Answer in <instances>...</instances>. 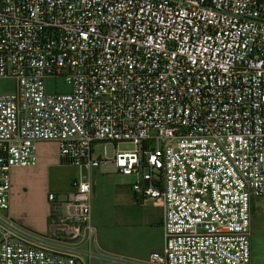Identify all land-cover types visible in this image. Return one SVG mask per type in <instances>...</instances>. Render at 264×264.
<instances>
[{"label":"built area","instance_id":"2783aa9c","mask_svg":"<svg viewBox=\"0 0 264 264\" xmlns=\"http://www.w3.org/2000/svg\"><path fill=\"white\" fill-rule=\"evenodd\" d=\"M63 76L68 93H49ZM0 264H251L264 197V0H0ZM57 141L80 169L50 192L48 231L10 214L11 172ZM96 143L133 144L95 157ZM135 176L163 208L164 247L108 252L92 172Z\"/></svg>","mask_w":264,"mask_h":264},{"label":"rangeland","instance_id":"374dc122","mask_svg":"<svg viewBox=\"0 0 264 264\" xmlns=\"http://www.w3.org/2000/svg\"><path fill=\"white\" fill-rule=\"evenodd\" d=\"M14 78H0V94L16 91ZM46 89L49 93H68L70 84L63 76L48 78ZM38 163L35 167H18L11 172V187L14 208L30 229L44 233L52 204L48 200L50 192L58 199H64L71 191L80 169L67 162L61 155L60 144L53 140L39 141ZM133 144L110 143L106 147L96 143L95 157H112L116 149H131ZM93 184L92 217L97 229H127L129 224H142L147 221V210L138 206L131 185L135 176L118 173L114 166L102 163L91 174ZM256 200V201H255ZM254 200L252 207V255L253 264H264V197ZM139 229V228H138ZM94 264H116L94 261Z\"/></svg>","mask_w":264,"mask_h":264},{"label":"crops","instance_id":"0c3cea01","mask_svg":"<svg viewBox=\"0 0 264 264\" xmlns=\"http://www.w3.org/2000/svg\"><path fill=\"white\" fill-rule=\"evenodd\" d=\"M36 151H37V163H38V145ZM12 196L13 194L11 187L10 214L16 221L25 223L23 219L20 218L18 212L14 208V202ZM133 198L137 202L135 204L147 210V218H146L147 221L143 222L142 224L140 223L135 225L129 224L126 226L128 227L127 229H97L96 238L100 246L108 252L142 258L148 256V254L153 251H161L164 247V231L162 227L163 208L160 206L153 205L151 203L143 204L142 202H140V200L138 199V197L135 195L134 192H133ZM254 200H253V204H254ZM252 219H253V215H252ZM253 221H252V225H253ZM48 222H49V217L47 219V227L44 233L48 231ZM262 222L264 223V219L262 220ZM252 241H253V236H252ZM251 264H253V255H252Z\"/></svg>","mask_w":264,"mask_h":264}]
</instances>
